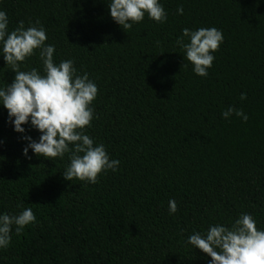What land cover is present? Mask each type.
Segmentation results:
<instances>
[{
	"label": "trees",
	"instance_id": "16d2710c",
	"mask_svg": "<svg viewBox=\"0 0 264 264\" xmlns=\"http://www.w3.org/2000/svg\"><path fill=\"white\" fill-rule=\"evenodd\" d=\"M160 3L165 23L145 15L123 29L108 0H0L9 30L39 21L54 61L72 59L96 83L85 133L120 161L96 184L66 181L67 154L48 160L29 150L26 159L0 107V213L30 207L36 216L20 235L13 230L0 264H207L185 243L193 232L245 212L264 229V0ZM201 27L223 34L207 77L177 44L182 29ZM32 68L42 69L38 52L20 70ZM14 75L0 57V86ZM229 106L248 120L223 119Z\"/></svg>",
	"mask_w": 264,
	"mask_h": 264
},
{
	"label": "clouds",
	"instance_id": "9594fccd",
	"mask_svg": "<svg viewBox=\"0 0 264 264\" xmlns=\"http://www.w3.org/2000/svg\"><path fill=\"white\" fill-rule=\"evenodd\" d=\"M110 18L123 29L141 22L145 15L157 23L167 21V13L160 0H108ZM182 15L183 8L177 9ZM185 39L187 42H185ZM47 34L39 21H23L9 30V18L0 10V57L15 73L10 84L0 86V107L7 111V122L13 131L21 134L24 142L21 154L36 157L64 158L68 163L62 176L96 184L100 174L115 172L119 160L110 159L105 146L97 144L85 133L95 118L93 101L98 94L96 83L85 72L78 74L72 59L54 61L55 46L46 44ZM223 43V34L216 27L182 29L177 44L199 77H207L214 55ZM38 52L42 69L22 71L21 64ZM187 67V65H184ZM241 100L246 99L242 93ZM235 115L243 122L248 116L242 109L229 106L221 113L228 120ZM23 125L39 133L38 139L26 135ZM169 214H175L177 203L168 201ZM33 210L24 208L19 214L0 213V249H7L13 230L18 236L25 226L34 223ZM186 244L210 257L207 264H264V229L249 213H240L230 226L210 224L204 232H193Z\"/></svg>",
	"mask_w": 264,
	"mask_h": 264
}]
</instances>
